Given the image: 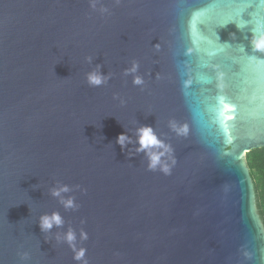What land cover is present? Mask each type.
Here are the masks:
<instances>
[{"label":"water","instance_id":"obj_1","mask_svg":"<svg viewBox=\"0 0 264 264\" xmlns=\"http://www.w3.org/2000/svg\"><path fill=\"white\" fill-rule=\"evenodd\" d=\"M92 2L0 0V264H264L246 162L264 146V0ZM143 125L167 173L135 151Z\"/></svg>","mask_w":264,"mask_h":264},{"label":"clouds","instance_id":"obj_2","mask_svg":"<svg viewBox=\"0 0 264 264\" xmlns=\"http://www.w3.org/2000/svg\"><path fill=\"white\" fill-rule=\"evenodd\" d=\"M92 6L95 7V0L92 2ZM251 44L253 45V48L255 50L264 51V33H261L259 35H253L251 38ZM91 59V58H89ZM100 65L96 66V69L93 71H90L87 73V81L90 85L98 86L102 83H105L108 77L100 71ZM136 65L133 64L131 69H128L127 71L135 72L136 71ZM140 77H135L134 83H141ZM118 144L121 145V148L123 149L126 147L128 143H131V138L127 135L126 132H121L117 136ZM137 147L135 151L140 152L143 151L146 153V155L149 158V168L155 170L158 165L161 166L162 170L164 172H168L169 168L168 165L165 162L161 161V157L165 155V153L169 152L170 149L167 145L161 141L156 134L154 133L152 127L150 125H143L139 127L136 130V141H135ZM155 149H163L162 151H157ZM69 188L67 185H62L58 188H53L51 190V194L53 196L61 197V202L64 204L66 208L73 207L74 201L71 197L64 199L61 196V193L68 192ZM64 223L63 218L59 214V212H53L51 214H43L40 217V228L42 232H48L50 231L54 226L60 227ZM74 250L75 252V259L81 260L84 257L85 250L83 248H80L78 251L76 250L75 240L76 235L73 232L72 229H69L64 236L62 237ZM81 238L86 239L87 235L84 232H81ZM57 239H61V237L58 235Z\"/></svg>","mask_w":264,"mask_h":264},{"label":"trees","instance_id":"obj_3","mask_svg":"<svg viewBox=\"0 0 264 264\" xmlns=\"http://www.w3.org/2000/svg\"><path fill=\"white\" fill-rule=\"evenodd\" d=\"M246 162L253 180L256 202L264 222V146L246 154Z\"/></svg>","mask_w":264,"mask_h":264},{"label":"snow or ice","instance_id":"obj_4","mask_svg":"<svg viewBox=\"0 0 264 264\" xmlns=\"http://www.w3.org/2000/svg\"><path fill=\"white\" fill-rule=\"evenodd\" d=\"M257 31H258V29H257ZM221 103H223V99H221Z\"/></svg>","mask_w":264,"mask_h":264}]
</instances>
